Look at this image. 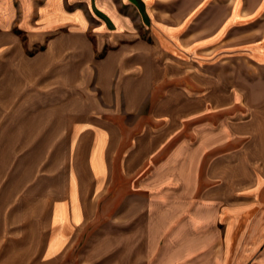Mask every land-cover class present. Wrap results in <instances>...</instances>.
Returning a JSON list of instances; mask_svg holds the SVG:
<instances>
[{
  "label": "crops",
  "instance_id": "obj_1",
  "mask_svg": "<svg viewBox=\"0 0 264 264\" xmlns=\"http://www.w3.org/2000/svg\"><path fill=\"white\" fill-rule=\"evenodd\" d=\"M263 4L0 0V264H68L96 218L94 256L110 264H264V73L208 66L246 65L219 48L246 33L237 7ZM119 106L121 125L103 121ZM42 117L40 134L62 135L59 173L20 153L37 148ZM73 143L84 167L121 156L122 175L71 176Z\"/></svg>",
  "mask_w": 264,
  "mask_h": 264
},
{
  "label": "rangeland",
  "instance_id": "obj_2",
  "mask_svg": "<svg viewBox=\"0 0 264 264\" xmlns=\"http://www.w3.org/2000/svg\"><path fill=\"white\" fill-rule=\"evenodd\" d=\"M226 2H228L229 0H225ZM264 5V4H263ZM202 6H199V8ZM246 9L244 16L242 15V18H240L241 20H239L238 24L241 26H245V32L246 33H242L243 31H241L239 34L240 36L237 38H235L234 40H231V42H229V44H226V46L220 47V51L223 54H219L218 58H229L230 60H233L234 62L236 60H244L246 65H208V66H212V67H226L229 70H232L231 72H229V75L233 76V78H237L240 77L241 78V74L243 73L242 71L245 69V76H246V82H248V80L250 79L251 75L254 74H258V73H264V7L263 9H259L260 6L258 7L257 10H255L253 13L255 14H249L250 12H248V6L246 8V6H238L236 9V13H242V9ZM191 8H195V7H191ZM198 8V6H197ZM214 8L216 9V12L218 13H224L226 12L224 10L225 5H219V6H214ZM242 8V9H241ZM262 13V14H260ZM260 15H262V20L261 21H256L258 18H260ZM237 19V18H236ZM255 21V22H254ZM236 23V22H235ZM254 24V26H252L251 28H248L251 24ZM254 27V29L251 31V29ZM251 31V33H250ZM244 34V35H243ZM243 38H245V40H243ZM221 56V57H220ZM251 64V65H249ZM255 64V65H253ZM89 90H87L88 92ZM84 92V91H83ZM77 91L75 92L76 95ZM72 94V93H71ZM96 96H99V94L95 93ZM77 96V95H76ZM73 98H75L73 95H71L70 99L73 100ZM72 104V103H71ZM73 105V104H72ZM118 111H113L111 114H108L107 117H105V119H103V121H106L107 123H117L118 125H121L124 122V114L121 113L119 111L120 106L117 108ZM76 112V111H75ZM115 113L117 115H115ZM121 113V115L119 114ZM130 115V114H128ZM132 116V115H130ZM123 117V118H121ZM42 120H40L41 122L38 123V129L37 132L39 133V135H41V137L39 138V142L37 144V148L36 149H32V150H22L20 151V153H22V157L27 156V161L30 162H35V159L32 158V154L37 153V160L38 164H36V171L38 172V174H51V173H59L61 172V165L59 164L61 161V153L60 151V147L62 146L61 143V137L62 135L59 134V142H58V138L57 140H55L54 142L51 141V139L48 137V135L46 133L40 134L41 129H46V128H42L45 124H41L42 121L44 120V118H41ZM61 119H58L57 121L60 122ZM71 127H73V131L70 134V139L71 141L73 136H78V134H73L76 131L82 130V122H81V118H72L71 117ZM17 122V119H12V118H7L4 119V122L6 123V125H9V123L13 124L14 122ZM57 121H56V126H57ZM126 121V119H125ZM128 121H133V119H129ZM86 127L88 128V126L86 125ZM77 143H73L70 144L71 148H69V150H66V152L69 154L68 158H69V173L71 174V176H74L76 179L78 176L83 177V175H85V177L88 179L89 178H93L98 176L99 174H107L106 176H109L111 174H120L121 170H119L120 172H118V168H119V164H120V157H118V163L117 166L113 165V166H108L105 167L103 165H96V164H89L88 166L84 167L81 166V164L78 163V149L76 150L75 146ZM49 145H53L55 150H53V152L51 153L49 150ZM73 145V146H72ZM49 152L51 154H49ZM65 152V153H66ZM50 155V156H49ZM84 155V154H83ZM165 154H162L160 157H163ZM92 156H95L94 154L90 155L88 152H86V154L84 155V159L88 160V158H90L91 160H93L94 158ZM158 158H154L151 159V164H150V170L152 171L153 177L151 178V181H149L150 183L156 181L157 179H159L160 176V172H161V168L163 167L160 164L161 160H158ZM89 159V161H91ZM67 160V159H66ZM93 163V162H92ZM44 164V165H42ZM169 163H167L164 167L170 168L171 166L168 165ZM21 172L23 174H26L29 169V166H25L24 164L20 167ZM67 169V170H68ZM85 169V170H84ZM80 171V172H79ZM79 172V173H78ZM29 173L33 174V170L29 171ZM106 178V177H105ZM113 182H111L110 184H107V192L109 190L108 193H110L111 191L112 194L114 193L115 196V190L116 188L114 187L113 189V185H111ZM125 183V182H124ZM121 183V184H124ZM161 183V182H160ZM164 183V182H163ZM159 184V183H158ZM83 189V188H82ZM104 189V187L102 188ZM113 189V190H112ZM123 189V195L124 193H126V189ZM155 189L157 190L158 187L156 186ZM119 190H121L120 187H118L117 189V195L119 193ZM99 194V192L97 193V195ZM116 197V196H115ZM123 197V196H122ZM122 197H117L116 199V204L120 206V201L122 200ZM88 201H90V198L88 199ZM103 202H105V199L103 198ZM105 204L108 206V204L105 202ZM105 204H103V206H105ZM109 205L111 206L112 204L109 203ZM86 206L88 207V202L86 204ZM107 216V215H106ZM104 215L102 216H98L99 218H104L106 217ZM91 225H89L88 227H86V230L84 231V233L82 234V237L79 241V244L75 247V249L73 250V252L71 253V259L70 262L68 264H80L81 260L86 261L87 264H110L109 262V258L104 256L103 254V258L102 256H94V252H93V247L92 244V237H99V225L101 224L98 220V218L96 219H92L91 220ZM104 231V233H109V229H102ZM99 249V247H97ZM100 249L98 251V253H100ZM102 255V254H101ZM94 256V257H93ZM84 261V262H85Z\"/></svg>",
  "mask_w": 264,
  "mask_h": 264
}]
</instances>
